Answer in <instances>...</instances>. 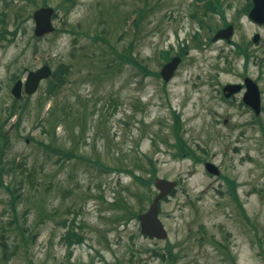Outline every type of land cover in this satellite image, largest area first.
Listing matches in <instances>:
<instances>
[{
	"label": "rangeland",
	"instance_id": "obj_1",
	"mask_svg": "<svg viewBox=\"0 0 264 264\" xmlns=\"http://www.w3.org/2000/svg\"><path fill=\"white\" fill-rule=\"evenodd\" d=\"M45 2L57 11L56 32L36 40L32 15ZM220 2L235 26L230 44L209 41L212 26L221 27L223 20L212 14L202 25L192 15L201 11L195 0H0L6 20H0V30L7 31L0 39V129L2 124L10 139L4 162L23 164L3 175L4 183L20 190L17 212L0 186V259L5 240L7 264H167L157 253L168 255V248L172 264H264V25L241 14L247 0ZM138 11L143 16L135 32L130 22ZM106 31L118 53L130 49L151 74L93 40ZM255 34L260 35L256 44ZM234 43L253 52L248 71ZM181 46L187 54L165 83L157 75L165 63L160 52L174 56ZM61 62L72 66L73 74L58 94L46 95L52 75L36 94L12 95L14 78L25 80L45 64L54 74ZM245 71L261 90L259 118L241 104V96L226 101L220 93ZM14 104L24 107L18 125ZM69 105L77 120L61 123ZM85 115L83 131L79 123ZM176 116L190 154H179ZM39 141L54 142L60 151L42 150ZM74 145L77 155L91 161L59 162L64 149ZM96 159L147 180L154 179V169L158 177L179 182L161 201L167 240L144 237L138 219L118 220L126 211L112 205L121 197L134 212L147 210L157 193L154 185L143 187L128 172H103ZM205 162L215 163L221 175L209 174ZM223 176L236 181L250 224ZM70 227L83 243H68Z\"/></svg>",
	"mask_w": 264,
	"mask_h": 264
},
{
	"label": "trees",
	"instance_id": "obj_2",
	"mask_svg": "<svg viewBox=\"0 0 264 264\" xmlns=\"http://www.w3.org/2000/svg\"><path fill=\"white\" fill-rule=\"evenodd\" d=\"M67 1H69L70 3L72 2L74 4L76 0H67ZM205 6L207 7L208 10H213L215 12H218L221 9V3L218 0L208 1V2H206ZM251 6H252V3H249V5H248L249 9ZM138 13H139V17L137 19L133 20V22H132V26L134 27L135 32H137V30L139 29V21L143 16V15H141V11H138ZM221 14H223V12H221ZM193 16H195V14H193ZM129 19H130V16L125 18L124 22H127ZM200 21H201V23H203V21L201 19H200ZM224 22L226 23L225 18H224ZM6 32H7L6 30H0V39L5 37ZM104 33H105L104 37L98 35V36L94 37L93 40L97 41L98 39H100V40L104 41L105 43H107L109 45V47L112 49L113 53L119 59H121L122 62H129L131 64L136 65L140 70H142V72L145 75L151 74V71L148 70V68L146 66L139 64L135 60L130 49H128V51H127L128 53H122V54L118 53V50L116 49V47L111 44L109 38L107 37L109 35V33L107 34V31ZM11 34L16 35L17 29ZM166 59H168V56ZM107 65H108L107 67H109V70H111L110 68L113 65V62L111 61V59L109 60V63ZM71 68H72V66H70L69 64H66L64 62H61L57 66V69L53 74V79L49 81V85L46 89V95H48L49 98L58 94L57 89H59V87H61L63 84H65L68 77L70 78L71 74H73V73H71L72 72ZM15 106H18V105L14 104V107ZM19 108L20 107L18 106L17 109H19ZM72 108H73V106H71V105L67 106L66 109L63 107L64 113H63V116L61 118V123L66 124V121L72 117L76 119L75 115L73 114ZM16 112L17 111H15V113ZM52 112H50V114H49L51 116V121H52L51 123L55 124V126H56V121L58 122V115H56L54 113V111H52ZM19 113L21 114V112H19ZM21 117H22V114L20 115L19 122L21 121ZM53 118H55V120H53ZM175 120H176V123H175L174 127H175L176 139H177V146H178L179 152H180L179 154L180 155L188 154L189 150H187L186 143H184V141L182 140V137L180 136L181 120L179 119V117H175ZM79 124L83 127L82 130L84 131L86 126H87V116L86 115H85V120L82 119ZM1 126H2V129H0V164H4V166H0V186L5 187V189L7 190V193L11 197L10 205L14 209V211L17 212L16 211V208H17L16 202H17V198L18 199L20 198V195H21L20 190H18V188L17 189L14 188L13 185L11 187L10 186L11 184L9 185V184L4 183L3 175L5 173H8L9 171L11 173L15 172V170L17 168H19L20 166H23V164L22 163L21 164L16 163V160H14V159H12V162H11L12 164L10 163L11 165H9L7 162H4L6 149L8 148V145L10 144V139H9V136L5 133V130H4V127L2 124H1ZM261 129H262L263 134H264V129L263 128H261ZM39 145L42 147V150L43 149L48 150V151L52 150L54 152L60 151V149L58 148V146L54 142L46 144L44 141H39ZM76 150H77L76 145L65 148L63 151V154L60 155L63 157L58 159L59 162H61L63 164V162H67L72 158H77V159L83 160V161H91L90 159L86 158L83 155H77ZM94 162L96 165H98L99 169L103 172H117V173L128 172V173H130L136 179V181L143 187H151L153 184V179L147 180L144 178V176L137 175V173H135L134 170H131L129 168H125V169L111 168L110 165L103 164L100 161V159H96V161H94ZM151 172H152L153 177H155L156 176L155 170L152 169ZM224 179H225L227 185L229 186V193L228 194L238 204L243 216L246 217V219H247V214H246L245 208H244V206H243V204L239 198V195L237 193L236 181L232 180L230 178H227V177H224ZM143 198H145V196H143L142 198H139V199L142 201ZM112 205L117 207V208L118 207L123 208L126 211V214L123 215L124 217L120 216V217H118V220L124 219L125 216L128 219H131L132 217H136L137 212H134L132 210V207L121 197L118 198V200ZM14 220H16V218ZM19 229H20V227H19ZM66 240L68 241V243L70 245L81 244L84 242L83 236L80 235L77 232V229L74 227H70V232L68 233ZM26 244H28V243H26ZM1 246H2V249L5 253L1 256L0 264H7V262H8V249H7V247L8 246H7V243L5 242V240H4V242L1 243ZM167 253H168V255H166L165 253L164 254L157 253V255L161 256L163 258V260H165L167 262V264H172V262L175 261V257H174L172 249L168 248Z\"/></svg>",
	"mask_w": 264,
	"mask_h": 264
},
{
	"label": "water",
	"instance_id": "obj_3",
	"mask_svg": "<svg viewBox=\"0 0 264 264\" xmlns=\"http://www.w3.org/2000/svg\"><path fill=\"white\" fill-rule=\"evenodd\" d=\"M55 10L51 7H43L34 13V19L36 21V28L34 35L36 38H41L45 34L55 31V27L52 22V17ZM250 18L259 24L264 23V0H254V7L250 12ZM232 27L225 30H221L217 33L214 40L219 38L229 39L232 34ZM259 36L255 37L257 41ZM180 62V58H174L168 62L162 69L161 75L165 81H169ZM52 74V69L49 65H45L38 71L30 72L25 82V92L27 94H34L41 81L47 79ZM248 92L244 97V101L250 105L256 112V115H260L261 112V95L259 87L256 83L248 80ZM230 90L237 91L239 86H229ZM22 82L18 81L13 88L14 95L19 98L21 96ZM206 169L208 172L214 175H220V170L213 163H206ZM155 187L159 190V194L154 198L147 212L139 214L138 218L141 224V232L150 238L166 239L168 238V232L159 218V203L160 201L170 194L176 187L177 182L157 177L154 181Z\"/></svg>",
	"mask_w": 264,
	"mask_h": 264
},
{
	"label": "flooded vegetation",
	"instance_id": "obj_4",
	"mask_svg": "<svg viewBox=\"0 0 264 264\" xmlns=\"http://www.w3.org/2000/svg\"><path fill=\"white\" fill-rule=\"evenodd\" d=\"M216 43H217V42H216ZM216 43H213V44H216ZM228 43L230 44V42H228ZM235 46H236V49H235V50H237L238 53L240 54V56H242L243 59H244V65H245V64H248V65L246 66V69H247V71H248L249 64H250V63L252 62V60L255 58L254 55H253V52H250V49L248 48L247 45L242 46L241 49L239 48V46H237V45H235ZM241 50H242V51H241ZM187 51H188V50H185L184 53L187 54ZM174 56H176V55H174ZM174 56H172V57H174ZM172 57H171V58H172ZM182 61H183V60H182ZM227 62H228V64L231 63L230 59H228ZM181 63H182V62H181ZM181 63H180V65H181ZM180 65H179V67H180ZM179 67L177 68V70H176V72H175V75H176V73L178 72ZM226 69H227V66H226ZM247 71H245V73L243 74V76H242V78L240 79V81H238V82H227V83L223 84V85L220 87V91H221L220 93H221V96H222L223 100L231 101V100H234L236 97L238 98V96H241V99H242V97L244 96L245 92L247 91L246 80L249 79V78L253 79L252 77L249 76V74H248ZM175 75H174V77H175ZM218 78H219V77H218ZM218 78L216 79V80H217L216 82H218ZM254 80H255V79H254ZM255 81H256V80H255ZM228 84H239V85H240V87H239V91H238L237 93H230L229 91H228V92H225V91H224V88H225L226 85H228ZM23 96H24V95H23ZM23 96H22V97H23ZM241 104H243V101L241 102ZM243 106H245V105H243ZM245 107H246V106H245Z\"/></svg>",
	"mask_w": 264,
	"mask_h": 264
}]
</instances>
